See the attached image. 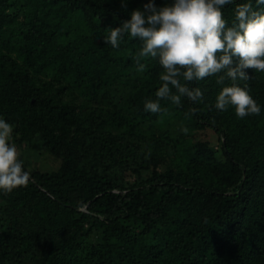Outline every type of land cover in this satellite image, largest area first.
<instances>
[{"label": "trees", "instance_id": "trees-1", "mask_svg": "<svg viewBox=\"0 0 264 264\" xmlns=\"http://www.w3.org/2000/svg\"><path fill=\"white\" fill-rule=\"evenodd\" d=\"M146 2L0 0V116L21 152L40 137L60 161H24L29 183L0 192V264H264V72L236 81L258 115L215 109V76L146 112L161 67L137 71V38L104 41Z\"/></svg>", "mask_w": 264, "mask_h": 264}, {"label": "clouds", "instance_id": "clouds-1", "mask_svg": "<svg viewBox=\"0 0 264 264\" xmlns=\"http://www.w3.org/2000/svg\"><path fill=\"white\" fill-rule=\"evenodd\" d=\"M126 3L120 0L122 6ZM233 3L234 0H165L156 6L155 0H147L119 26L110 27L104 41L112 48L119 47L125 35L139 40L137 71L145 67L142 58L155 59L162 69L156 99L144 102L146 112H160V99L176 105H180L182 97L192 102L202 100L201 88L190 87L188 82L215 76L216 83L223 85L215 96V109L225 111L231 106L238 118L260 113L261 106L247 86L241 87L236 81L248 80L245 69L264 72V0H254L255 6L253 0L236 4L229 22L222 9ZM226 79L231 83L225 84ZM13 128L0 116V192H11L30 180L12 143Z\"/></svg>", "mask_w": 264, "mask_h": 264}, {"label": "rangeland", "instance_id": "rangeland-1", "mask_svg": "<svg viewBox=\"0 0 264 264\" xmlns=\"http://www.w3.org/2000/svg\"><path fill=\"white\" fill-rule=\"evenodd\" d=\"M39 138L40 137H36L34 139V141H36L34 143V147H30L27 149L25 148L24 150H22V152L20 151L18 146H16L17 152L19 154L18 157L20 156L23 161H26L30 168L35 167L41 171L54 170L55 168H57L60 161L58 158L56 159L53 154L39 146L37 142ZM197 138H209L213 142L215 147H219V144L216 142V137L210 131L198 132ZM58 152L62 153L64 156L68 152V144L66 142H61L59 144Z\"/></svg>", "mask_w": 264, "mask_h": 264}]
</instances>
